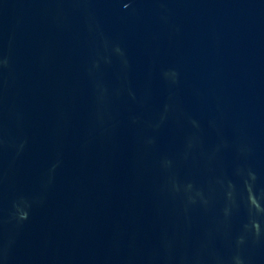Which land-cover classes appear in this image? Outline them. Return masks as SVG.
I'll use <instances>...</instances> for the list:
<instances>
[{
	"label": "water",
	"instance_id": "95a60500",
	"mask_svg": "<svg viewBox=\"0 0 264 264\" xmlns=\"http://www.w3.org/2000/svg\"><path fill=\"white\" fill-rule=\"evenodd\" d=\"M0 264H264V0H0Z\"/></svg>",
	"mask_w": 264,
	"mask_h": 264
}]
</instances>
